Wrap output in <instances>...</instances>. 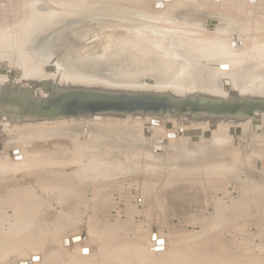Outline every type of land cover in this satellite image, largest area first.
Listing matches in <instances>:
<instances>
[{
  "label": "rangeland",
  "instance_id": "rangeland-1",
  "mask_svg": "<svg viewBox=\"0 0 264 264\" xmlns=\"http://www.w3.org/2000/svg\"><path fill=\"white\" fill-rule=\"evenodd\" d=\"M229 1L222 0L220 6H208L206 10L207 12L214 10L220 14H227L231 7ZM147 2L149 4L148 13L152 14L153 11H158L163 6L162 3L171 10L168 11L172 18L170 15L167 16L170 17L171 24H166L164 27L168 30L162 29L159 21H156L157 23L152 21L154 27H149L140 18L138 20L132 15L122 13V18H119L118 22H113L109 18L110 15L102 16V14H96V11H91L89 16H84L82 13L84 11L75 9L70 17L61 15L58 21L63 22L65 19L76 21L88 18L93 26H85L81 29V24L75 23L66 24L65 22L54 25L50 30L51 33L48 34L45 48L55 49L56 53H45L44 57L39 55V59H37L31 56L26 57L27 53H17L15 47L11 48L10 53L3 52L5 50L2 51L3 48H1V54L5 53L11 56L9 55L10 58L7 59L5 55L0 54V62L6 61L12 70L20 71L22 74L19 75L20 78L12 77L13 81L19 83V86L18 91H13L14 93L12 92L11 95L23 94L24 97H34L45 90L44 82L45 84L53 82L54 92L51 97L53 98L59 85L67 84L64 82L66 80H74L73 83H86V85H90L89 87L105 84V86L111 87L114 83L116 86H123L127 89L186 90L181 89V85L176 84L175 80L171 82L170 75L167 78L165 72L161 70L164 67V62H170L171 52L167 48L161 49L160 44H154L156 47L158 46L156 48L153 44L146 42L145 46L149 50L151 46L155 51L157 49L156 55L159 53L161 57L154 55L153 51L147 52L140 49L141 57L143 55L148 57L151 54V58L154 57L156 60L158 57L161 60L166 55L165 58L168 59L158 63V59L153 62L152 58L147 62L148 65L146 62H139V67L136 68L138 72L135 71L136 73L134 72L135 74L133 73L128 79H124L121 72H117L113 75V79H109L107 76L104 77L102 71L85 70L81 72L66 69V66H69L68 53L71 62L77 61L79 52L88 53L91 59L98 62H102V59L104 60L107 56L115 53L118 45L114 41L115 39L108 40L98 28L96 29V25L113 27L116 32H127L128 25L132 22H140L141 25L138 27L141 29L146 25L148 31L154 30L156 33L155 30H157L158 35L172 39V30L170 31V29H180L187 23L191 28L193 27L192 30L195 29V33L199 30V32L202 31L201 34L197 33V36L200 34L199 37L203 35L202 38L207 36V38L213 39L214 37V40L218 39L217 41L224 38H217L212 34L218 28H220L219 32L222 31L224 17L221 19L222 26L219 27L218 24V27H214L211 20H216L217 16L209 14L203 16L199 13L195 15L199 10H204L201 3L210 5L212 4L211 0H147ZM5 3L10 5V0H0V5ZM232 6V8L237 6L235 7L237 10L233 9L235 12L240 9L244 10V18L250 20L251 26L264 28V23L261 22L263 19L261 17H264V0H235V4ZM258 6L263 10H259ZM180 9H184L186 14ZM249 10L254 11L253 16L249 15ZM22 11L24 12V10ZM4 12L3 10L0 20L6 14ZM262 14L263 16H261ZM182 16L186 18L185 22ZM189 18L194 19L195 22L187 21ZM255 18L259 19L256 21ZM181 21L183 24H180ZM247 21L243 23H246L245 26L241 25L240 27L248 26ZM45 23L44 20H40L39 24L41 25L39 26H43ZM36 30H40V27ZM79 31L80 34L77 37H72L74 39L68 38L66 43L62 41V37L73 36ZM140 34L139 37L145 39L141 32ZM234 36L235 39H239L238 35ZM115 37L117 36L115 35ZM60 39V47L64 51L71 52L64 53L62 51L63 53H60L57 51ZM263 41L261 38L258 43ZM85 43H87L86 48L79 50ZM141 43L143 42L141 41ZM30 49L32 48L29 47ZM105 50L109 53H103ZM144 56L142 58H146ZM231 57L237 58L235 55H231ZM25 62L26 64H24ZM151 62L155 65L158 63L157 70L144 72L146 67H154ZM219 65L222 66V69L217 68L221 89L219 87V91L208 92V94L226 97L229 90H234V86L227 88V91L222 88V83L229 82L225 73L231 71L232 68L226 61L220 62ZM26 68H30L31 74H36L38 80L30 82V86L23 90L20 87L21 83L29 76ZM49 74L50 76H48ZM157 74L158 77H156ZM8 79L6 77L0 82V88L10 81ZM229 85L226 84L228 87ZM190 89L197 90L198 88L191 86L187 88L188 92H191ZM263 89L256 91L261 92ZM238 90H240V94L248 92H243L240 88ZM245 90L247 89L245 88ZM7 108V105L0 106V118L2 119L0 121V136H6V140L1 142L0 148V176H6L5 181L9 179L17 181L23 193L27 191L26 199L29 200V206L22 211L24 205L22 200L18 201L21 204L14 205L15 202L12 203V199H10V204L6 198H2L4 202H0V264H21L24 262L29 264H93L98 261L103 252H106V248L110 250L111 247H115L123 241L127 246H130L128 253L131 256H128L131 260L134 257L132 262L130 260V264H133L138 257L140 258L141 254L142 258L140 259H144L142 261L145 264L146 262L166 264L169 263L170 256L172 258V255L178 253L177 258H180V262L190 264L198 256L200 249L206 251L210 256L207 258H213L214 261L223 262L231 259L235 261V264H240L239 262L241 264H264V197L251 202L250 210L245 215L249 224H244L241 221L236 223L235 220L228 218L239 192L230 182L233 179L231 177L227 179L226 174L220 177L203 174L205 167H225V165L219 164L216 159L213 161L205 158L206 153L213 149L216 142H220L215 147L217 152L220 151L219 146H222V143L246 148L250 154L249 166L254 182L264 184V120L255 122L251 120L246 125L232 126L217 123V127L211 126V133L210 124L192 123L181 126L180 121L167 123L166 118L159 125L147 127L145 125L150 124L149 119L140 121L139 118L134 123H129L126 119L115 118L90 121L88 124L74 119L33 121L24 124L14 121L15 123L7 124L8 119L13 118L9 114V116L3 114ZM169 135L176 137H169ZM85 143L87 144L86 148L93 149L91 151L94 153L97 151L96 146L120 148L116 162L113 161L116 163V167L107 169V174L112 175L114 180L99 183L97 173L91 167L92 163L89 165V161H87L90 172L86 173L83 169V162L80 163L78 160L82 157L73 161L78 149L85 148L80 145H86ZM18 150H24L25 154L23 155ZM41 155L47 156L46 159L41 160L45 170H50V174L57 173L52 186H48L51 188L48 189L36 186L32 173L29 171L32 168H25L22 165V163L35 165L34 159ZM175 156H177L176 159H174ZM149 157L156 159L153 163L155 172L144 177ZM132 163H134L133 166ZM177 164H181L180 171L184 172V179L180 181L174 178V175L179 173L175 168ZM125 167L129 168V174L122 171V169L126 170ZM55 168H58V172L53 171ZM149 168L152 171L150 165ZM133 171L137 172V176L133 175ZM244 176L241 172V177L244 178ZM67 178L77 182L78 186L75 187V184L69 190L59 187L58 183ZM144 181L148 183L149 192L146 193L143 190ZM3 192L0 190V195ZM164 192H167V196L162 194ZM18 206L20 209H17ZM20 210L23 213H19ZM21 214L24 219H19L22 217ZM16 221L20 223L18 222V224ZM34 224L35 226L38 224V226L33 227ZM37 230L43 231L38 232ZM37 234V239H41V241L31 242L29 239H34L33 237ZM79 236H83V239L75 240ZM139 260L137 259L135 263L144 264Z\"/></svg>",
  "mask_w": 264,
  "mask_h": 264
},
{
  "label": "bare ground",
  "instance_id": "bare-ground-1",
  "mask_svg": "<svg viewBox=\"0 0 264 264\" xmlns=\"http://www.w3.org/2000/svg\"><path fill=\"white\" fill-rule=\"evenodd\" d=\"M198 1H201V0H198ZM211 1H212V4L208 5L205 3H201V6L203 5V8L206 7V9H208V6L218 7L222 4L221 3L222 0L221 1L220 0L219 1L218 0H211ZM229 2L231 3L230 4L231 7L229 8L227 14H222V15H226L223 18L224 19V27L222 28V31L219 32L218 29H220V28H218V29L214 28L215 30L217 29L218 31L216 30L217 32L215 31L214 33H212L213 36L216 35L215 37H217V38H221V37L225 38V39L223 38V40L219 39L220 41H217L218 39L214 40L215 39L214 37H213V39H210V37L207 38V36H206V38H202L204 36L203 34H202L203 35L202 37L201 36L199 37V35L202 33V31L199 32L200 31L199 27L196 29L197 31L199 30L198 32L200 33L197 36L198 32L195 33V29H193L194 30V32H193V30H192L193 27L191 28V26L187 23H186V25H183L182 28H180V29L179 28L170 29V31L172 30V33H171L172 39H169V38L165 37L164 35H158L157 30H155L156 33H154V30L148 31V29H147L148 27L145 24H147L149 27H151V26H153L152 21L161 22L160 27L162 29H167V28H164L165 25L171 24L169 21V18L171 17V15H170L171 13L169 11H171V10L167 9L165 7L164 3L161 4L163 6L161 8H159L158 11L157 10L155 12L153 11V13L151 14V13H148L149 4H148L147 0H10V5H9V3H5L3 5H0V11L2 9V11L0 12V15L3 13V10L5 11L4 14L6 13L4 15V17L2 18V20H0V49L3 48V49H1L2 51L5 50L3 52L10 53L11 48L15 47V49L17 50V53H27L26 57L31 56V57L39 59V55H42V57H44L45 53H56L55 49H52L50 47L45 48V43L48 40L47 39L48 34L51 33L50 30L54 25H57L60 23H65V22H66V24L67 23L68 24H74L75 23L77 25L81 24L80 25L81 29H82V27L92 25V23L88 20V18L87 19L81 18V19H78L76 21H74L73 19H71V20L65 19L63 22H59L58 19H59V17H61V15H65V16L70 17L71 14H73L72 11H74L75 9H79L81 11H84V12H82V13H84V16L85 15L89 16L91 11H96L95 12L96 14H102V16L103 15H110L109 18H111V20H113V22H118L119 18H122L121 15L123 13L124 15H132L133 18H136L138 20L141 19L143 21V23H145L144 24L145 27L143 29H141L140 27H138L139 25H141L140 22H132V24L128 25L129 30H127V32L126 31L116 32L113 27L101 26V25L97 26L96 25V29L98 28L102 32V34L105 35V37L108 40L111 38H114L115 39L114 41H116L118 44L117 49L114 53L115 55L111 54L110 56H107L106 59H104V60L102 59V62L95 61V60L91 59V57H89L88 53L83 54L81 52H79V55H77L78 56L77 61L71 62L70 61V55L68 53L71 51H67V50L64 51V49L62 47H60V44H61L60 41L62 39V41L66 43V40L68 38L77 37V35L80 34V31L75 34L76 36L71 35L68 37H65V36L62 37L59 40V43H58L59 47L57 48V51H59L60 53H63L62 51H64V53H68L67 58L68 57L69 58L67 61L69 62V66H66V69H68L70 71L79 70L81 72L85 71V70H91L94 72H96V71L101 72L102 71L104 77L107 76V77H109V79H111V78L113 79L114 74H116L117 72H121V73H123L122 75H124V79H128L131 77V75L135 71L138 72L136 68L139 67V62H146V64H147V62L151 61L152 58L154 59V57L151 58V56H150L151 54L149 55L150 57L143 55L146 58H142L143 56L141 57V55L139 53L140 49H142L143 51H147V52L151 51V50L149 51V49L145 46L147 44L146 42H148V43H151V44L153 43L156 45L160 44L161 49L167 48V50H169L171 52L170 53L171 59L169 60L170 62L169 63L164 62V67H162L161 70L165 72V74L167 75V78H168V75H170L169 78L171 77V79H172L171 82L175 80L174 82L176 84L181 85L180 86L181 89L182 88L186 89L183 91H188L189 89L187 90V88H190L191 86L194 88H198L197 90L190 89L193 92L194 91L195 92L202 91V92L208 93V92H212V91H219L220 83L218 80L220 77L218 75L217 68L222 69V66L220 67L219 64H220V62L226 61L227 63H230L231 68H232L231 71H229V72L227 71L225 73L226 78L234 86V90H229V93L227 95V99L229 97L234 96L231 94V92H237L238 96L243 95V97L249 96L250 94H253V93H258V94L262 95V94H264V89H263L264 88V44H260V43H258V41L261 40V38H263V40H264V28L262 29L259 27L251 26L249 24L250 20L247 19V20H249V21H247L246 18H244L245 17L244 16V10L240 9L238 12L237 11L235 12L234 10L236 9L235 7H237V6L234 7L235 9L232 8L233 7L232 5L235 4V0H230ZM232 2H233V4H232ZM236 4H237V2H236ZM259 6H258V9L260 8ZM170 9H172V8L170 7ZM261 9H259V10H261ZM9 10H10V12H9ZM22 10H24V12ZM180 10L182 12L183 11L185 12L184 9L183 10L180 9ZM21 11H22V13H21ZM174 11H176V10L174 9ZM209 11L212 12L211 10H209ZM213 12H215V11L213 10ZM172 13H173V10H172ZM177 13H179V12H177ZM248 13H249V15L253 16L254 11L249 10ZM262 13H263V11H262ZM185 14H186V12H185ZM168 15H170V17H167ZM182 15H184V14H182ZM195 15H198V13ZM199 15H200V13H199ZM202 15L204 16L206 14H202ZM245 15H247V14H245ZM173 16L175 18V15H173ZM261 16H263V14ZM221 17H223V16H221ZM127 18L129 19V17H127ZM182 18H183V16H182ZM187 18H188V16H187ZM183 19L185 22L186 18H183ZM261 19H262L261 22L264 23V17H261ZM40 20H44L46 23L43 26H39V25H41V24H39ZM188 20H193V22H195L194 19L189 18V19H187V21ZM198 20L203 22V20H201V19H198ZM246 21H247L248 26L240 27L241 25L245 26L246 23L245 24H243V23ZM201 22H200V24H201ZM221 22H222V20H221ZM136 23H138V24H136ZM196 23H198L197 20H196ZM173 24H175V23H173ZM180 24H183L182 21L180 22ZM47 25H49V26H47ZM197 26H199V25H197ZM202 26H204V25H202ZM221 26L222 25L219 24V27H221ZM39 27H40V30H36V29H39ZM140 32L142 33V36L145 37V39H141L139 37V35H141ZM204 33H206V32L204 31ZM115 35L117 37H115ZM234 35H238L239 39H235ZM72 39H74V38H72ZM96 39H98V38H96ZM141 41L144 44H142ZM251 43H253V44H251ZM86 44L87 43H85L83 46H81L79 50H81L83 48L85 49ZM156 45H155V47H156ZM29 47L32 49L29 50ZM153 50L154 49L152 48V51ZM156 51H157V49H156ZM103 53H109V52H107V50H105V51H103ZM156 54L157 53H155L154 55H156ZM1 55H5L7 59H9L11 56L10 54H9L10 55L9 56L8 54H5V53L1 54ZM161 55L163 56L162 53H161ZM231 55H235V56H237V58H233V57H231ZM156 56L161 57V56H159V53ZM140 57L142 58L143 61L141 60ZM158 57H157V59L159 60ZM165 57H167V56L164 55L162 57V59L159 60L158 63H161L162 60L166 61L165 59H168V58H165ZM144 59H146V60H144ZM156 60L154 59L153 62H156ZM107 61L109 64L107 63ZM26 62L24 64H26ZM153 62H151V63H152V65H154V67H152V66H150L148 68L146 67L144 72H151V71L157 70L158 63L155 65V64H153ZM2 63L5 64V66L0 67V82L6 77L9 78L8 80H10L13 84L11 83V87H10L9 92L7 94L11 95L12 92L14 91L13 86L15 84H17V82L13 81L12 77L14 78V76H16V75H14V72H12L11 67H9V65L6 61L0 62V64H2ZM34 63H35V61H34ZM217 64H218V66H217ZM214 65L216 67H213ZM25 67H27V66H25ZM149 68H151V69H149ZM26 69H27L26 70L27 74L29 76L25 81H23L21 83L20 87L23 88V90L25 89V87H27L26 86L27 83H30V82L32 83V81L37 82V80H38L37 79L38 76L36 74H34V75L31 74L30 68L29 69L26 68ZM91 71H88V72L90 73ZM19 73L21 76L22 74L20 71H19ZM48 76H50V74ZM158 76L159 75L157 74L156 77H158ZM17 77L20 78L19 75H17ZM226 78H225V80H226ZM72 81H74V80H66L64 82L69 83ZM53 84H54L53 82H51V83L48 82L46 84L44 82L43 86L45 85V87H44L45 90L43 92H41V95H42V99H40L41 103H43L44 100L51 99V97L53 95V87H54ZM78 84H81V83L78 82ZM111 84H112V82H111ZM17 85L19 86V83ZM4 86H5V84H4ZM4 86L1 87L2 91H3ZM112 86H114V88L115 87L116 88L123 87V86H116V85H114V83ZM47 87L48 88L52 87L50 92H49V90H46ZM225 87H224L225 90L228 91V89H227L228 86H225ZM238 88L243 90V92H245V91H248V92L240 94V90H238ZM245 88L247 90H245ZM257 89H263V91H261V92L256 91ZM251 90H253V91H251ZM48 93H49V95H48ZM38 94L35 95L34 97H24L23 94L22 95L21 94L20 95L15 94L13 96L24 98L23 109L25 111L29 112L30 109H32V105H33L32 99H36ZM212 96H214V95H212ZM238 102L239 101L237 100L236 106L238 105ZM180 109H179V105H176V110L174 109V111L178 110V112H179L178 117L177 116L172 117V114L170 113V114H165L164 118L158 119V114H156V116H154V115H148L147 116L143 113V115L139 119H140V121H143L144 119H149L150 124L145 125V127L150 126V125L151 126L157 125V123L152 124L153 120H157L158 125H159L161 123V121L164 120L165 118L167 119L166 120L167 123H172L173 121H180L181 122V121L187 120V118H191V119L194 118L193 119L194 124H196V123L205 124V122H204L205 120L199 119L198 117H194V116L192 117L191 114L189 113V111H187L184 108H180ZM180 111H182V112H180ZM237 114H238V116H234V117H232V119H231V115L225 114V116H223L224 121H221L220 124L231 125V126L232 125H245L244 123L248 122L247 118H245L244 116H242L239 113H237ZM259 119L263 120L261 118H259ZM1 120L2 119L0 118V121ZM126 120L129 123H134L135 121H137V118L131 117V119H129V120L126 119ZM8 121L6 122L7 124L12 123L10 120H8ZM209 123H213V122H209ZM211 126H213V125H211ZM0 129H1V126H0ZM169 137H172V135H169ZM1 142L2 141H0V148H1ZM216 143L220 144V142H216ZM222 144H223L222 146H219V148H220L219 152H217V150L215 149L216 145H214L213 149L211 151H209L208 153H206L205 158L211 159L213 161L216 159L219 164L225 165V167H219V166H216V167L212 166V167H208V168L205 167L204 168L205 171H203V174H211L213 177L214 176L220 177L223 174H226V176L228 177L227 179H229L230 177L233 179V180H230V182L232 183V185H234L239 190V192H238V198H237V200H235L236 202H234V205L230 210V214H229L228 218L231 220H235L236 223L241 221L244 224H249L248 223L249 220L247 219V217L245 215L250 210V205H251L252 201L259 200V199H262L264 197V184H261V183L257 184L256 181L254 182L253 175L251 174L250 166H249L250 154L247 152L246 148L244 149V147H240V146L237 147V146H233L231 144H224V143H222ZM80 146L85 147V148L84 149H82V148L78 149L79 151L76 152L73 161L79 157H82L81 159H78V160L80 161V163L83 162V165H84L83 169L86 173L90 172V168L87 165V161H89V165H90V163H92L91 167L94 169V172L97 173L96 176H97L99 183H101L103 181L111 180L113 178V176L110 174H107V169H108V167H116V165H115L116 163H113V161L116 162L115 160L117 159L120 148L116 147V146L109 147V148L108 147L101 148L99 146H96L97 151H95V153H94L93 151H91L93 149L90 148L91 150H89L88 148H86L87 144L86 145L82 144ZM88 147H90V146H88ZM245 150H246L247 154H246ZM18 152L23 153V155L25 154L24 150L23 151L18 150ZM101 152H103V153H101ZM17 154L20 155L19 153H17ZM18 155H17V157H18ZM43 155L38 156L34 159L33 163L35 165H33V164L31 165L28 163H26V164L22 163V165L25 168H32V169H29V171H30V173H32L33 180H34V183L36 186H40L43 188L47 187L46 189H48V188H51L52 183H53V179L55 177V174H57V173L50 174L51 173L50 170L49 171L45 170L44 166L41 164V160L44 158L46 159L47 156L46 155L43 156ZM70 156L73 157L72 155H70ZM176 157L177 156H175L174 159H176ZM21 158H22V156H21ZM147 159H148L147 160V166H146V169H145L144 175H143L144 177L152 175V173L155 172V167H153V163L155 162L156 159L152 158V157H149ZM171 159L174 160L173 158H171ZM18 160H20V159H18ZM66 161H67V159H66ZM70 161L72 162V159ZM133 165H134V163H132V166ZM149 165L152 168V171L149 168ZM27 166H29V167H27ZM48 168L50 169V167H48ZM175 168L177 171H179L178 174L174 175L175 180L180 181V180L184 179V172L180 171L181 170V164H177ZM57 169L58 168H55V169H53V171L58 172ZM125 169L126 170L122 169V171H125L126 174L127 173L129 174V170H128L129 168L125 167ZM241 172H243V175H245L244 178L241 177ZM88 174H90V173H88ZM133 175L137 176V172L133 171ZM5 177L6 176H2V175L0 176V190H1V192H3V191L5 192V193L3 192L4 194L2 193V195H0V202L1 201L4 202V200L2 198H4V199L6 198V201L8 200V203H10L11 202L10 199H12L13 200L12 203L15 202L14 203V205H15L16 203H19L18 201L22 200L24 205L23 206L21 205V206H22V211H24V209L28 208V206H29V200L26 199L27 198L26 197L27 191H25L23 193V191L21 190L22 188L19 187V184L17 181H15L13 179H9V180L5 181V179H6ZM114 179H112V180H114ZM143 183H145L143 190L146 193L148 191V185H147L148 183H146L145 181ZM75 184H76L75 187H77L78 186L77 182H75L72 179H68V178L64 179L62 182L58 183L59 187L61 186L64 190L72 189V187ZM49 185H51V186L48 187ZM162 194L167 196V192H164ZM6 201H5V203H6ZM19 204H21V203H19ZM180 204H181V202H180ZM19 206L17 207V209H20ZM15 208H16V206H15ZM15 208L13 207V209H15ZM22 211L20 210L19 213H21ZM19 213H18V215H19ZM21 216H22V214H21ZM22 218H23V216L19 219H22ZM39 218H41V217H39ZM19 221H16V223H18ZM23 222H25V221L23 220ZM37 226H38V224L36 226L34 224L33 227H37ZM37 231L42 232L43 230H37ZM37 236H38V234L34 237L32 236L34 239H31V238L30 239L28 238V239L31 242L38 243L41 241V239H37ZM123 242H125V241H123ZM123 242L116 245L115 247H111L110 250L108 248H106V252H103V254H101L99 256L100 258H98V261L94 262L93 264H130L131 258L128 256V255H130L128 253L130 246H127V244L123 243ZM198 253H199L198 256H196V258L190 264H235V261H232L231 259H227L223 262H219L218 260L214 261L213 258H207L210 256L207 255L206 251L201 250V249L199 250ZM178 254L172 255L173 256L172 258L170 256V260L169 261L167 260L169 263H166V264H187V262H180L181 260L179 261L180 258L179 259L177 258ZM183 254H185V253H183ZM141 255H140V258H142ZM148 257H149V255H148ZM164 257H166V256H164ZM140 258L138 257L137 259L139 260ZM132 260H134V257ZM132 260H131V262H132ZM136 260H135V262H136ZM142 260H144V259H142ZM145 261H146V259H145ZM148 261H149V259H148ZM135 262L133 264H136ZM142 263L145 264V262H143V261H142ZM151 263L146 262V264H151ZM159 263H161V262H159ZM239 263L241 264V262H239ZM246 263H248V262H246ZM21 264H29V263L24 262ZM137 264H140V263H137Z\"/></svg>",
  "mask_w": 264,
  "mask_h": 264
},
{
  "label": "water",
  "instance_id": "water-1",
  "mask_svg": "<svg viewBox=\"0 0 264 264\" xmlns=\"http://www.w3.org/2000/svg\"><path fill=\"white\" fill-rule=\"evenodd\" d=\"M4 66L5 64H0V67ZM12 72L16 76L20 75L19 71L12 70ZM11 83V81L5 83L4 92L0 88V106H8L3 114L13 117L8 119L12 123L74 119L88 124L90 121H103L104 119H131V117L138 119L143 113L147 116L158 114V119H161L165 117V114L170 113L172 117H178V110L174 111L176 105H179V109L184 108L189 111L192 117H198L205 120V124H210V133L211 125L217 127V123L224 121L225 114L231 115L232 119L239 113L247 118V123L251 120L254 122L260 120L259 118L264 120V94L253 93L243 97V95L238 96L237 92H231L234 96L227 99V96H212L202 91L142 90L104 85L89 87L90 85L86 83L73 82L63 85L64 87L60 84L54 97L44 100L43 103H41L42 95L39 92L36 99H32V109L27 112L23 109L24 98L7 94ZM26 86L29 87L30 83ZM17 89L18 85L15 84L13 90L17 91ZM46 90L50 92L51 88L47 87ZM237 100L239 102L236 106ZM193 119L187 118L181 121L180 125H191L194 123ZM156 123L158 125L157 120L152 121V124ZM172 137L176 136L172 135ZM5 140V135L0 137V141ZM78 239H83V236L75 238V240Z\"/></svg>",
  "mask_w": 264,
  "mask_h": 264
},
{
  "label": "flooded vegetation",
  "instance_id": "flooded-vegetation-1",
  "mask_svg": "<svg viewBox=\"0 0 264 264\" xmlns=\"http://www.w3.org/2000/svg\"><path fill=\"white\" fill-rule=\"evenodd\" d=\"M169 5H172V4H169ZM202 7H203V5H202ZM203 9H204V10H199L197 13H200V14H206V15L209 14V15H212V16L214 15V16H217V17H218V18H217L218 20H217V19H216V20H214V19L211 20V22L213 23V25H215L214 27H216L218 24H221V19H222L223 17L226 16V15H222V14H220V13H218V12H210V11L207 12L206 7L203 8ZM221 16H223V17H221ZM258 19H259V18H258ZM258 19L255 18L256 21H257ZM255 20H253V21H255ZM260 20H261V19H260ZM260 20H259V21H260ZM259 21H258V22H259ZM211 29H212V28H211ZM209 30H210V29H209ZM142 44H144V43H142ZM152 44H153V43H152ZM163 44H164V43H163ZM260 44H264V41H263L262 43H260ZM153 45H154V44H153ZM150 46H151V45H150ZM154 46H155V45H154ZM152 48H153V47H150L151 52H152ZM150 50H149V51H150ZM154 52L157 53V51L153 50V53H154ZM226 84H227V82L224 81V84H222V85H223V87H222L223 89L226 88V87H225ZM229 84H230V85H229ZM228 85H229L230 87L233 86L230 82H228ZM224 87H225V88H224ZM230 87H228V89H229ZM220 89H221V87H220ZM233 89H234V88H233Z\"/></svg>",
  "mask_w": 264,
  "mask_h": 264
}]
</instances>
